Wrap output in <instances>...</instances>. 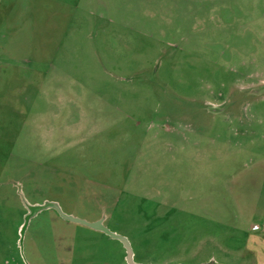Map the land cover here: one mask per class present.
Segmentation results:
<instances>
[{"label":"rangeland","instance_id":"obj_1","mask_svg":"<svg viewBox=\"0 0 264 264\" xmlns=\"http://www.w3.org/2000/svg\"><path fill=\"white\" fill-rule=\"evenodd\" d=\"M12 11L0 28V264H264V0ZM39 43L57 44L47 78L22 81L17 57ZM45 197L103 222L50 239L47 221L34 227L45 212L22 215Z\"/></svg>","mask_w":264,"mask_h":264},{"label":"crops","instance_id":"obj_2","mask_svg":"<svg viewBox=\"0 0 264 264\" xmlns=\"http://www.w3.org/2000/svg\"><path fill=\"white\" fill-rule=\"evenodd\" d=\"M30 1L34 2L37 0H0V28L1 27L6 28L7 26L6 19L13 18V17H10L11 13L13 12L12 11L13 2L26 3ZM42 1L44 2V0ZM22 16L23 15H21V17ZM26 17H27V13L23 18H26ZM23 23L25 22H19V20H17L14 23L12 29H15V31H17V33L19 34ZM37 23H42V21H37ZM46 45H47L46 43H41V44L39 43L38 48H40L39 49L40 52L38 51L32 56L28 55V56H25V58L17 57L18 62L22 61L24 63V64H21L20 66L18 65V68L16 70V71L22 72V76H20L21 77L20 79L22 81L24 80L27 82H31V81H35L36 79H40L41 84H42L43 81L46 80L48 71L46 72L45 65H44L46 63L45 56H48L49 58V55L55 52V49L57 48V46L55 45L57 44H55L54 47H49L45 51L44 48L46 47ZM25 48L26 47L23 46L22 44L17 43L14 50L21 52ZM1 58L2 57L0 56V67L10 66V64L5 63V61H3ZM51 61H52V58H51ZM3 63L5 64L2 65ZM45 202H48V203L47 205L44 206L43 203ZM28 203H27L28 208L23 210V213H22L23 217H25L27 221L29 222V220H32L33 217L38 218L39 213L45 212L43 214H45L46 219L44 217L43 220L36 221L37 223L36 222L34 223V227L39 225L43 221L44 222L47 221L50 226L48 237L53 240H56L57 238L62 237V233H66L67 229L69 231H72L71 229L76 228V226H78V223L89 224L90 226L94 227V225L97 222H101V221L103 222V219L99 221L98 218H94L93 220H90V219L83 218V217L82 218L76 217V214L74 211H71L69 209L68 210L64 209L62 204L56 198L47 199L45 197L42 200H34ZM70 224H74V225H70ZM35 231H37L38 233L39 229L34 230V232Z\"/></svg>","mask_w":264,"mask_h":264}]
</instances>
